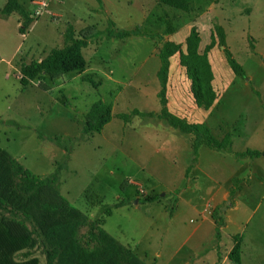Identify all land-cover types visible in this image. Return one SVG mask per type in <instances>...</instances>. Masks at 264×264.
Returning <instances> with one entry per match:
<instances>
[{
  "label": "rangeland",
  "instance_id": "1",
  "mask_svg": "<svg viewBox=\"0 0 264 264\" xmlns=\"http://www.w3.org/2000/svg\"><path fill=\"white\" fill-rule=\"evenodd\" d=\"M30 1L19 0L29 15ZM190 2L182 12L160 0H51L23 34L17 14L0 15V156L7 164L0 185L16 209L26 204V197L12 192L11 158L62 197L57 210L27 225L21 247L3 257L5 264H47L45 252L52 249L54 264H233L228 254L238 241L240 264H264V158L234 156L264 150V0ZM167 24L172 34H165ZM215 26L246 79L232 73L224 47L216 44L208 60L217 98L204 111L194 105L178 55L169 58L167 110L204 124L215 139L229 134L232 140L231 152L200 146L186 173L190 135L156 117L132 116L126 123L115 115L158 113L162 42L184 50L195 27L202 52ZM112 28L139 29L162 40L108 39ZM69 30L73 38H89L83 69L41 74L23 87L20 66L63 46ZM98 101L114 116L84 135V116ZM233 178L240 180L239 190H233ZM218 208L225 225L217 237L211 215L218 218ZM10 217L0 210V220Z\"/></svg>",
  "mask_w": 264,
  "mask_h": 264
},
{
  "label": "trees",
  "instance_id": "2",
  "mask_svg": "<svg viewBox=\"0 0 264 264\" xmlns=\"http://www.w3.org/2000/svg\"><path fill=\"white\" fill-rule=\"evenodd\" d=\"M160 2L172 9L187 12L191 8L190 0H160ZM17 14L21 19L19 31L23 34L24 30L34 21L19 0H6L4 6L0 9V15L7 17L10 14ZM113 27V26H111ZM165 34L174 32L170 25H166ZM108 39H126L131 36L146 37L149 39L162 40L161 36L156 34H148L139 29L130 31L112 30L105 32ZM89 38L80 37L73 38L70 30L64 35V45L58 48L51 49L48 54L39 61H31L29 64H22L19 68V81L23 87L29 85L39 75L46 74L49 76H58L71 72L81 71L84 67L85 60L82 56V49L87 46ZM200 37L195 27L190 29L189 35L185 40L184 50L180 44L171 41L162 42L158 49L157 58L159 68L156 73V78L159 84V92L157 94L158 103L160 106L158 113H141L137 110H132L129 114H118L115 117L123 122H129L132 116L141 117H156L163 121L168 127L178 131L184 135L192 137L190 143L191 163L186 169L189 172L192 165L197 163L198 149L200 146L218 151L231 152L232 140L229 134H225L221 140L215 139L209 129L204 124L188 123L185 119L180 118L167 110L165 87L167 82V74L169 68V58L178 55V64L184 69L185 75L189 80V91L193 99L194 105L204 111L209 110L216 98V92L213 88V73L208 53L216 44L224 47L223 53L227 65L232 73L242 79H246V74L241 65L232 57V54L225 47L224 33L221 27L215 26L209 39V43L204 46L202 52L199 51ZM111 107L100 101L95 102L84 116L81 133L84 135L99 131L103 126L113 118ZM57 141V140H56ZM236 159H257L264 158V151L245 149L242 152L234 153ZM4 156H0V171L7 166L3 161ZM10 178L14 182L12 192L19 196L27 198V202L20 209L11 204V192L4 186L0 185V210L7 212L11 217L9 219L2 218L0 220V264L3 262V257L7 254L18 250L21 247V242L27 236L28 226L38 224V221L44 213L53 212L61 206L62 197L51 190L45 180L34 176L28 170L23 169L14 159H8ZM239 179L233 178L232 183L235 189L239 190ZM231 194L233 193L230 191ZM155 198H147L144 202H152ZM9 207V209H8ZM222 209L218 208L216 215H211L215 223V233L218 237L220 228L225 225V218L221 214ZM34 230V229H33ZM31 246V243L29 244ZM25 255H28L27 253ZM57 256L55 249L45 252L47 264H54ZM126 256H130L126 253ZM228 259L233 264H240V241L236 242L231 248ZM30 264V263H26Z\"/></svg>",
  "mask_w": 264,
  "mask_h": 264
},
{
  "label": "built area",
  "instance_id": "3",
  "mask_svg": "<svg viewBox=\"0 0 264 264\" xmlns=\"http://www.w3.org/2000/svg\"><path fill=\"white\" fill-rule=\"evenodd\" d=\"M51 0H31V11L30 17L34 20L39 18L41 15L45 13L46 8L48 7Z\"/></svg>",
  "mask_w": 264,
  "mask_h": 264
},
{
  "label": "crops",
  "instance_id": "4",
  "mask_svg": "<svg viewBox=\"0 0 264 264\" xmlns=\"http://www.w3.org/2000/svg\"><path fill=\"white\" fill-rule=\"evenodd\" d=\"M259 151H264V150H259Z\"/></svg>",
  "mask_w": 264,
  "mask_h": 264
}]
</instances>
